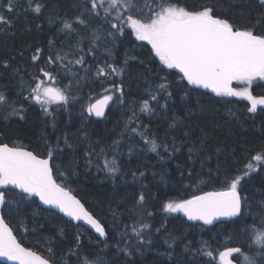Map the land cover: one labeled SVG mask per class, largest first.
I'll use <instances>...</instances> for the list:
<instances>
[{
  "label": "trees",
  "instance_id": "1",
  "mask_svg": "<svg viewBox=\"0 0 264 264\" xmlns=\"http://www.w3.org/2000/svg\"><path fill=\"white\" fill-rule=\"evenodd\" d=\"M4 2L0 0V6ZM178 2L189 9L214 5L222 18L264 33V7L259 0ZM35 3L43 5L39 14L25 10L28 0H16L12 12L0 10L10 21L0 23V94L7 101L0 105V142L42 157L51 148L55 181L104 226L106 239L12 190L1 214L18 241L52 264H84L85 260L89 264H206L208 251H213V264H219L217 250L225 246L239 247L244 255L260 260L251 233L242 229L253 220L259 226L264 215V165L241 182L242 195L248 197L246 221L237 217L206 228L164 211L163 205L222 190L225 175L242 173L248 162L255 165L251 155L264 147V111L248 112L249 102L238 97L186 88L182 75L165 68L146 42L129 35L130 29L125 35H109L113 30L108 20L115 11L105 19L103 9L100 17L88 12V0ZM77 17L85 23L76 22ZM64 21L73 23L74 31L64 30ZM38 48L41 59L33 62ZM58 52L66 58L48 67L59 73L58 86L65 88L69 100L66 105L50 106L48 115L24 98L29 96L37 66L44 67L48 57L55 58ZM81 56L84 64H76ZM105 63L121 68L122 74L96 78L97 65ZM112 81L123 88V103L117 100L120 93H113L104 116L96 119L87 107L103 97ZM252 91L264 95V81H254ZM145 100L151 112L141 111ZM140 133L161 147L150 151ZM113 158L119 167L116 173L104 166L105 160ZM141 193L145 200L138 204ZM141 223L150 226L142 232L143 243L132 230H139ZM233 260L247 264L240 254Z\"/></svg>",
  "mask_w": 264,
  "mask_h": 264
},
{
  "label": "snow or ice",
  "instance_id": "2",
  "mask_svg": "<svg viewBox=\"0 0 264 264\" xmlns=\"http://www.w3.org/2000/svg\"><path fill=\"white\" fill-rule=\"evenodd\" d=\"M259 3L264 7V0H259ZM15 4L16 0H6L0 10L12 12L15 10ZM88 4V12L97 17L101 16L100 9H103L102 18L105 19L112 17V12L115 11V16L108 20L113 30L109 35H125V30L130 29L129 35H134L137 41H146L151 45V51L165 68L179 70L182 74L181 81H186V88L193 86L210 89L217 96L239 97L249 102L248 112L256 113L258 108L264 111V95L257 96L252 91L254 81H264V33H257L254 26L241 27L229 19L222 18L216 14L214 5L189 9L181 6L178 0H107V7L105 0H88ZM42 8L43 5L35 3V0H28L25 10L39 14ZM76 22L84 24L85 20L77 17ZM0 23L9 24L10 21L0 15ZM63 28L74 31L73 23L68 21L63 22ZM41 52L39 48L36 50V54L32 56L33 62L41 59ZM65 58L58 52L55 58L48 57L44 67L37 66V72L32 74L29 85V96L24 98L39 105L48 115H51L50 106L66 105L69 100L65 88L58 86L61 82L59 73L48 67ZM75 63L83 65V57ZM121 74V68L109 63L104 66L97 65L95 69L96 78ZM234 84L237 86L234 87ZM160 88L166 90V85L161 84ZM104 92L101 99L88 105L89 115L103 117L105 108L113 101L115 92L120 93L117 100L123 103V88L118 87L114 81ZM188 94L186 91L185 95ZM168 95L171 96V92ZM151 99L156 100L157 97L153 95ZM6 102V97L0 94V105ZM141 111H152L148 100L143 101ZM131 130L137 131L135 128ZM140 135L145 144L150 145V151L156 152L161 147L155 140L146 138L143 133ZM164 147L167 150V146ZM47 152V158H41L39 154L27 151L22 146H9L8 143L0 142V206L8 203L9 192L19 189L28 196H38L44 204L58 208L74 220L86 221L100 236H106L104 226L86 210L80 200L56 183L51 163L55 160V155L51 148L47 149ZM251 161L256 164L248 162L242 173L225 175L222 190L205 191L201 195H193L190 199L170 200L163 205L164 211L181 212L189 221H202L205 225H211L219 217H238L246 221L245 208L248 197L242 195L241 182L245 176L255 171L257 166L264 165V147L260 152L251 155ZM104 166L110 173L119 171L115 158L111 162L105 160ZM9 185L13 188H8ZM144 200L145 195L141 193L137 203L142 204ZM11 203L14 204L15 201ZM261 203L264 204V201ZM258 225L256 220H253L252 224L245 222L242 231L245 234L251 233L252 243L259 248L257 255L260 260L244 255L239 247L225 246L224 250H217L219 264H232L230 258L233 254L242 255L247 264H264V215L259 218ZM149 227L148 224L141 223L139 230L132 229L141 243L142 232ZM47 251L52 253L51 248ZM206 255L210 258L206 264H213V251L206 252ZM0 257H6L15 264H51L49 259L22 246L2 216ZM84 264L89 262L85 260Z\"/></svg>",
  "mask_w": 264,
  "mask_h": 264
},
{
  "label": "water",
  "instance_id": "3",
  "mask_svg": "<svg viewBox=\"0 0 264 264\" xmlns=\"http://www.w3.org/2000/svg\"><path fill=\"white\" fill-rule=\"evenodd\" d=\"M174 70H176L177 72H179V70H177V69H174ZM180 74H181V73H180ZM181 75H182V74H181ZM202 89H204V88H202ZM204 90H207V91L211 92L210 89H204ZM212 93H213V92H212ZM214 94H215V93H214ZM95 102H96V101H95ZM95 102H94V103H95ZM107 107H108V106H107ZM107 107L105 108V112H106V110H107ZM92 116H93L94 118H96V119H101V118H102V117H96L94 114H93ZM25 150L30 151V150H28V149H26V148H25ZM41 158H46V157H42V156H41ZM52 174H53V172H52ZM53 178H54V177H53ZM56 183H57V182H56ZM57 184H58V183H57ZM8 188L12 189L13 186L9 185ZM13 190H15V191L21 193L19 189H13ZM66 190H67V189H66ZM68 191H69V190H68ZM69 192H70V191H69ZM70 193H71V192H70ZM21 194H23V193H21ZM201 194H202V193H201ZM201 194H198V195H201ZM24 195H27V194H24ZM71 195H73V194L71 193ZM73 196H74L76 199H78L75 195H73ZM27 197H28L29 199H32V198L37 199L38 204H39L42 208H44V209H48V210H51V211L56 212L57 214L61 215L62 217H64L66 220H68L69 222H71V223H73V224H79V225H81L82 227H84L85 229H87L89 232H91L92 234L96 235L99 239H101V240H105V239H106V236H103V237L100 236L99 233H97V232L95 231V229L92 228L91 225H89V224L86 223V221H83V220H81V221L74 220L72 217H69V216H67L65 213L61 212L58 208H56V207H54V206H52V205H46V204H44V203L39 199L38 196H28V195H27ZM189 199H190V198H189ZM78 200H79V199H78ZM80 202H81V201H80ZM3 206H4V205H3ZM3 206H0V216H2V214H1V210H2ZM86 210H87V209H86ZM176 214L179 215L180 217H182L183 219L189 221V220L187 219V217H186L183 213H181V212H177ZM94 218H95V217H94ZM235 218H237V217H231V218H229V217H219L218 219L214 220L213 223H212L211 225H205V224H203L202 221H189V222L198 223V224L203 225V226L206 227V228H210V227L215 226L216 224H219V223H222V222H228V221L233 220V219H235ZM13 234H14V233H13ZM17 240H18V239H17ZM22 246H23V245H22ZM37 254H38V253H37ZM38 255H39V254H38ZM235 255H237V254H233V256L230 258V259L232 260V264H238L236 261L233 260V258H234ZM218 258H219V257H218ZM0 263H2V264H15L14 261H9V260H7L6 257H0ZM51 264H52V263H51Z\"/></svg>",
  "mask_w": 264,
  "mask_h": 264
},
{
  "label": "rangeland",
  "instance_id": "4",
  "mask_svg": "<svg viewBox=\"0 0 264 264\" xmlns=\"http://www.w3.org/2000/svg\"><path fill=\"white\" fill-rule=\"evenodd\" d=\"M5 10V9H4ZM133 37H134V35H132ZM135 38V37H134ZM143 42H146V41H143ZM147 43V42H146ZM148 44V43H147ZM150 47H151V45L150 44H148ZM157 59H158V61H159V58L158 57H156ZM160 62V61H159ZM102 98V97H101ZM101 98H99V99H101ZM239 98V97H238ZM98 100V99H97ZM108 108V107H107ZM176 214V213H175ZM1 264V263H0Z\"/></svg>",
  "mask_w": 264,
  "mask_h": 264
}]
</instances>
